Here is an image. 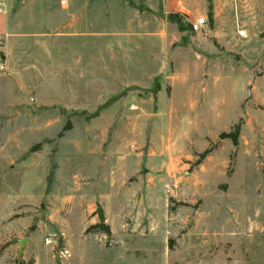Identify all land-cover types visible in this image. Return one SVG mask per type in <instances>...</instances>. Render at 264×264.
<instances>
[{"label": "rangeland", "instance_id": "374dc122", "mask_svg": "<svg viewBox=\"0 0 264 264\" xmlns=\"http://www.w3.org/2000/svg\"><path fill=\"white\" fill-rule=\"evenodd\" d=\"M195 6L0 0V264H264V69L202 61Z\"/></svg>", "mask_w": 264, "mask_h": 264}, {"label": "crops", "instance_id": "0c3cea01", "mask_svg": "<svg viewBox=\"0 0 264 264\" xmlns=\"http://www.w3.org/2000/svg\"><path fill=\"white\" fill-rule=\"evenodd\" d=\"M180 3L186 7L187 11L195 10L191 5H196L195 8L197 12H201L204 14V16L208 20L209 27L204 30V32L209 33L210 38L212 39L209 43H204L202 41L198 42V45H201L204 52H206L207 55L203 56L200 55L199 58L204 61L205 63H210L215 60V63H218L220 61H226L223 57H221V54H224L226 57L232 55H239V59L243 62L246 60L245 58H251L256 57L257 58V64L259 67H262L264 69L263 60H264V43L259 41V37H261L260 32L257 33L256 30H258L257 26L264 24L260 21V18L257 20V24L255 23L253 26V30H247L244 32V37H246V40H249L247 43V46H245L243 49H245V53L242 56L241 51L244 52L243 49H237V47H233V34L230 30L233 20H232V11H233V4L232 0H211L212 7L207 10L204 7L205 0H179ZM246 4V3H245ZM249 9L245 7V13H249ZM1 14V13H0ZM261 24H260V23ZM249 23V22H248ZM251 24V23H249ZM252 25V24H251ZM240 31H237L235 34V37H240L239 33ZM242 32V31H241ZM253 40H257V45H255V48L250 49ZM205 41V40H204ZM245 45V44H244ZM219 50V51H218ZM225 57V58H226ZM253 60V59H252ZM251 60V61H252ZM229 62L231 60L228 59ZM248 79V78H247ZM261 80L262 83L264 82V75L258 76L254 78L255 81ZM248 83V80L245 82ZM264 85V83H263ZM251 89H253L254 93H252L251 99L248 101L250 104L248 105L250 109L255 110V107L264 108V101L259 99L260 96V89H258V92L256 91V86H250ZM257 93H256V92ZM247 102V103H248ZM256 111V110H255ZM3 256V254H2ZM1 256V258H2ZM0 258V259H1Z\"/></svg>", "mask_w": 264, "mask_h": 264}, {"label": "trees", "instance_id": "16d2710c", "mask_svg": "<svg viewBox=\"0 0 264 264\" xmlns=\"http://www.w3.org/2000/svg\"><path fill=\"white\" fill-rule=\"evenodd\" d=\"M70 126H67V128H64V131L69 130ZM240 135V123L234 125L233 129L228 132V133H221L219 135V139L221 140H229L231 142V144L233 145V147H237L238 145V138ZM211 152V149H207L205 150L203 153H201L198 156V161L196 162V165H199L201 163V161ZM100 220L103 222V217L101 216ZM96 228L95 226H92L91 229ZM88 231V230H87ZM101 233L108 235L109 234V228L107 226H104L102 228V231H100ZM3 252H0V258L2 256ZM17 264H35L34 260H29V261H21V262H17Z\"/></svg>", "mask_w": 264, "mask_h": 264}, {"label": "built area", "instance_id": "2783aa9c", "mask_svg": "<svg viewBox=\"0 0 264 264\" xmlns=\"http://www.w3.org/2000/svg\"><path fill=\"white\" fill-rule=\"evenodd\" d=\"M64 1L61 3V5H64ZM0 13H2V10L0 8ZM209 27L208 20L205 16H201L200 18L196 19L194 22L190 23V32L194 34H201L204 32L205 29ZM241 33L244 34L242 31ZM3 67L0 66V70H2Z\"/></svg>", "mask_w": 264, "mask_h": 264}, {"label": "water", "instance_id": "95a60500", "mask_svg": "<svg viewBox=\"0 0 264 264\" xmlns=\"http://www.w3.org/2000/svg\"><path fill=\"white\" fill-rule=\"evenodd\" d=\"M248 96H249L248 99H250V97H251V87L248 88ZM21 244H24V242H21Z\"/></svg>", "mask_w": 264, "mask_h": 264}, {"label": "bare ground", "instance_id": "6f19581e", "mask_svg": "<svg viewBox=\"0 0 264 264\" xmlns=\"http://www.w3.org/2000/svg\"><path fill=\"white\" fill-rule=\"evenodd\" d=\"M240 35L244 36V34H243V33H241V32H240Z\"/></svg>", "mask_w": 264, "mask_h": 264}]
</instances>
